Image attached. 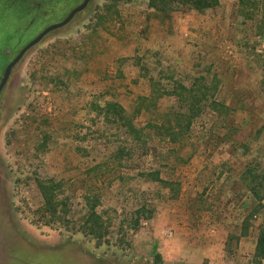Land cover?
Segmentation results:
<instances>
[{"label":"rangeland","instance_id":"obj_1","mask_svg":"<svg viewBox=\"0 0 264 264\" xmlns=\"http://www.w3.org/2000/svg\"><path fill=\"white\" fill-rule=\"evenodd\" d=\"M36 1L0 0V81L29 41L83 0ZM239 1L163 17L148 0H108L101 20L107 1L90 0L25 52L0 93V264H264L256 256L264 199L251 216L257 202L243 178L249 163L264 165V0L247 9ZM198 77L216 83L232 111L205 108L178 142L149 127L138 142L97 108L115 100L132 113L151 79ZM168 109L186 110L165 95L135 121ZM96 164L99 179L86 172ZM155 170L174 185L146 175ZM38 176L65 182L73 223H31ZM96 182L111 231L100 245L77 230L83 193ZM143 204L152 217L134 229Z\"/></svg>","mask_w":264,"mask_h":264},{"label":"trees","instance_id":"obj_2","mask_svg":"<svg viewBox=\"0 0 264 264\" xmlns=\"http://www.w3.org/2000/svg\"><path fill=\"white\" fill-rule=\"evenodd\" d=\"M30 7H36L39 1L24 0ZM107 2L104 4V13L99 15V19L104 20L109 17V12L112 5ZM251 1L255 0H240L239 5L245 9L249 7ZM149 7L155 10L157 16L170 17L172 11L180 6H186L197 11H205L210 8L217 7L220 0H148ZM151 89L148 95H139L138 102L132 113L118 101L108 100L103 107H97L104 114L105 119L116 120L119 125L123 126L126 131L138 142L146 143V129L152 128L160 135L164 136L170 142H178L183 135L190 129L193 120L200 115L205 108L210 107L220 116H226L232 111V107L216 97L218 85L216 83L205 84L200 80V77L195 78L190 85H185L180 80H174L170 86H165L156 79H151ZM165 95L176 97L181 101L186 110L168 109L159 114L157 118L149 119L145 125L139 126L135 121V116L141 111H149L156 108L158 99ZM168 138H167V137ZM119 149V154L122 152ZM120 156V155H118ZM101 169L100 164L88 167L86 172L96 174L99 179L100 175L97 172ZM147 176L160 182L161 184L171 188L174 182L168 181L160 176V172L150 171ZM243 178L248 190L253 195L257 202L252 207L251 216L259 212L263 206L261 203L264 199V165L252 162L246 166L243 171ZM36 185L42 197L41 204L33 211L35 219L31 220L34 225L55 224L69 225L73 223L70 218L71 196L65 191V182L55 177H36ZM87 189L83 193L85 211L79 217L78 231L83 235L92 237L100 245L110 234V222L104 217L103 213L98 210L102 201V193L96 183L87 185ZM134 217L132 218V227L138 229L143 219L152 217L153 209L147 204H143L135 209ZM256 256L264 257V230L259 233ZM160 258V254L157 253Z\"/></svg>","mask_w":264,"mask_h":264},{"label":"water","instance_id":"obj_3","mask_svg":"<svg viewBox=\"0 0 264 264\" xmlns=\"http://www.w3.org/2000/svg\"><path fill=\"white\" fill-rule=\"evenodd\" d=\"M90 0H83L79 5H77L74 9H72L70 11V13L61 21L53 23L51 25H49L48 27H46L44 30H42L35 38H33L31 41H29L21 50L20 52L13 58L12 61H10L8 63V65L5 68L3 77L0 81V93L2 91V89L4 88L5 84L7 83L12 67L23 57V55L25 54V52L31 48L33 45H35L36 43H38L48 32H50L53 29H56L58 27H61L63 25H65L66 23H68L73 17L74 15L79 12L80 10H82L88 3Z\"/></svg>","mask_w":264,"mask_h":264},{"label":"flooded vegetation","instance_id":"obj_4","mask_svg":"<svg viewBox=\"0 0 264 264\" xmlns=\"http://www.w3.org/2000/svg\"><path fill=\"white\" fill-rule=\"evenodd\" d=\"M36 3H37V6L40 5V2H36ZM37 6H36V7H37Z\"/></svg>","mask_w":264,"mask_h":264}]
</instances>
